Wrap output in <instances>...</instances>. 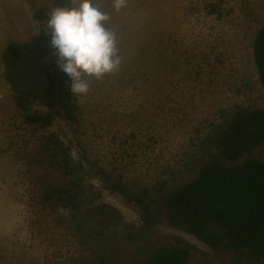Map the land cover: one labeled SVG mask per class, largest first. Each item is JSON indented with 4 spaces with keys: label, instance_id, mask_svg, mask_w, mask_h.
<instances>
[{
    "label": "rangeland",
    "instance_id": "374dc122",
    "mask_svg": "<svg viewBox=\"0 0 264 264\" xmlns=\"http://www.w3.org/2000/svg\"><path fill=\"white\" fill-rule=\"evenodd\" d=\"M88 2L108 15L120 63L85 77L77 96L46 34L49 12L69 0H0V264H147L162 243L188 246L187 264H264L171 226L162 205L202 163L222 158L208 141L219 126L264 108L253 52L264 0ZM47 113L50 129L31 122ZM47 131L65 139L90 187L79 208L49 214L35 204L36 181L24 174L35 153L26 151ZM250 157L264 161V144L240 160Z\"/></svg>",
    "mask_w": 264,
    "mask_h": 264
},
{
    "label": "trees",
    "instance_id": "16d2710c",
    "mask_svg": "<svg viewBox=\"0 0 264 264\" xmlns=\"http://www.w3.org/2000/svg\"><path fill=\"white\" fill-rule=\"evenodd\" d=\"M253 50L264 86V25L256 33ZM62 104L65 118H73L70 101L66 98ZM52 120L50 113L31 118L33 124L45 129H50ZM208 141L222 158L202 163L193 178L163 196L166 218L171 226L183 227L215 249L264 263V161L255 157L240 160L264 144V108L236 112ZM69 147L59 133L47 131L26 151L28 155L34 152L35 159L33 164L27 161L24 174L36 181L35 204L49 214L61 204L79 208L80 197L90 199V187L77 178L80 170ZM191 255V249L183 244H157L147 264H187Z\"/></svg>",
    "mask_w": 264,
    "mask_h": 264
},
{
    "label": "clouds",
    "instance_id": "9594fccd",
    "mask_svg": "<svg viewBox=\"0 0 264 264\" xmlns=\"http://www.w3.org/2000/svg\"><path fill=\"white\" fill-rule=\"evenodd\" d=\"M124 6L125 0H113L115 10ZM108 19L88 0L78 5L69 0L67 6L53 7L48 14L46 34L50 36L52 55L72 95L87 93L85 77L101 79L119 66L116 34L105 27Z\"/></svg>",
    "mask_w": 264,
    "mask_h": 264
}]
</instances>
